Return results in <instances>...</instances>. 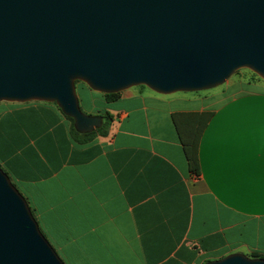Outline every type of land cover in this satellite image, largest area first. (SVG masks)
<instances>
[{
  "label": "crops",
  "instance_id": "0c3cea01",
  "mask_svg": "<svg viewBox=\"0 0 264 264\" xmlns=\"http://www.w3.org/2000/svg\"><path fill=\"white\" fill-rule=\"evenodd\" d=\"M76 91L85 113L111 116L106 136L77 143L54 103H0V167L65 264L264 257V80L171 95L139 86L114 100Z\"/></svg>",
  "mask_w": 264,
  "mask_h": 264
},
{
  "label": "water",
  "instance_id": "95a60500",
  "mask_svg": "<svg viewBox=\"0 0 264 264\" xmlns=\"http://www.w3.org/2000/svg\"><path fill=\"white\" fill-rule=\"evenodd\" d=\"M264 80V0H0V103H55L81 134L103 124L76 82L102 94ZM0 264H65L0 167ZM205 264H264L232 253Z\"/></svg>",
  "mask_w": 264,
  "mask_h": 264
},
{
  "label": "trees",
  "instance_id": "16d2710c",
  "mask_svg": "<svg viewBox=\"0 0 264 264\" xmlns=\"http://www.w3.org/2000/svg\"><path fill=\"white\" fill-rule=\"evenodd\" d=\"M238 73V72H237ZM254 77H258L257 75H255L254 73H252ZM259 78V77H258ZM80 83V82H76ZM141 87H145V86H141ZM121 93H117V94H104L105 97L108 100H114L116 98L119 97ZM54 105H56L54 103ZM57 106V105H56ZM58 107V106H57ZM59 109V107H58ZM60 110V109H59ZM61 111V110H60ZM65 116V115H64ZM71 123L70 126V133L72 138L79 144H85L88 143L90 141H92L96 136H106L108 134V130L110 127V118L111 116L109 114L106 115H102L103 118V124L101 127L95 129L93 132L91 133H86V134H81L79 132H77L74 128V122L73 119L70 117L65 116ZM182 140H183V144H184V152L186 155V158L188 160V164H189V168L191 171L197 173L198 172V167H199V158H198V145H197V141H198V135L194 134V132H191L189 134V137L187 139L183 138L182 136ZM3 169V168H2ZM4 170V169H3ZM4 172L7 174V172L4 170ZM8 175V174H7ZM9 176V175H8ZM10 177V176H9ZM252 258H263L260 255H253L251 256Z\"/></svg>",
  "mask_w": 264,
  "mask_h": 264
},
{
  "label": "rangeland",
  "instance_id": "374dc122",
  "mask_svg": "<svg viewBox=\"0 0 264 264\" xmlns=\"http://www.w3.org/2000/svg\"><path fill=\"white\" fill-rule=\"evenodd\" d=\"M243 73H251V72H249L248 70H240V71H238V73H236L235 75H233L231 78H230V80L231 79H235L236 77H240V75H242ZM224 85L225 84H223L222 86H220V87H218V88H216V89H220V88H222V87H224ZM208 91V90H207ZM216 91H218V90H216ZM95 93V92H94ZM201 93V92H200ZM96 94L97 95H99V97H100V95H102L101 93H97L96 92ZM100 99V98H99ZM97 104H98V106H102V102L100 101V100H97ZM34 215V214H33ZM44 234V233H43ZM45 237H47V236H45Z\"/></svg>",
  "mask_w": 264,
  "mask_h": 264
}]
</instances>
